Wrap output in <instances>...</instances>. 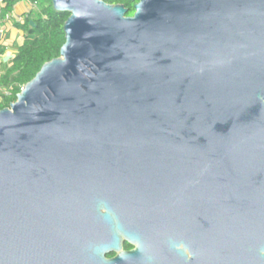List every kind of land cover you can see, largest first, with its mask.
<instances>
[{
	"label": "water",
	"instance_id": "1",
	"mask_svg": "<svg viewBox=\"0 0 264 264\" xmlns=\"http://www.w3.org/2000/svg\"><path fill=\"white\" fill-rule=\"evenodd\" d=\"M50 1L60 55L0 110V264H184V174L188 264H264V0Z\"/></svg>",
	"mask_w": 264,
	"mask_h": 264
},
{
	"label": "trees",
	"instance_id": "2",
	"mask_svg": "<svg viewBox=\"0 0 264 264\" xmlns=\"http://www.w3.org/2000/svg\"><path fill=\"white\" fill-rule=\"evenodd\" d=\"M25 1L31 6L22 23L15 26L24 33L11 66L0 76V110L9 108L16 96L40 71L41 67L59 57L65 42L63 25L69 14L57 12L50 0H2L1 16L8 15L14 5ZM109 5H123L127 16H133L134 3L130 0H102Z\"/></svg>",
	"mask_w": 264,
	"mask_h": 264
},
{
	"label": "flooded vegetation",
	"instance_id": "3",
	"mask_svg": "<svg viewBox=\"0 0 264 264\" xmlns=\"http://www.w3.org/2000/svg\"><path fill=\"white\" fill-rule=\"evenodd\" d=\"M180 193L175 200L168 197L169 215L160 222L158 232L172 240L173 250L180 253L184 264H188L193 252L197 254V216H198V183L188 174L180 181ZM121 252H130L136 248L135 243L120 234ZM115 254L106 255L112 258Z\"/></svg>",
	"mask_w": 264,
	"mask_h": 264
},
{
	"label": "crops",
	"instance_id": "4",
	"mask_svg": "<svg viewBox=\"0 0 264 264\" xmlns=\"http://www.w3.org/2000/svg\"><path fill=\"white\" fill-rule=\"evenodd\" d=\"M3 7L2 0H0V9ZM31 10V6L25 1L16 3L12 11L6 15L0 14V76L10 66L18 47L23 44L24 33L19 30L15 24L22 23L26 14ZM6 56L11 58L4 62Z\"/></svg>",
	"mask_w": 264,
	"mask_h": 264
},
{
	"label": "built area",
	"instance_id": "5",
	"mask_svg": "<svg viewBox=\"0 0 264 264\" xmlns=\"http://www.w3.org/2000/svg\"><path fill=\"white\" fill-rule=\"evenodd\" d=\"M21 90H22V88H21Z\"/></svg>",
	"mask_w": 264,
	"mask_h": 264
}]
</instances>
